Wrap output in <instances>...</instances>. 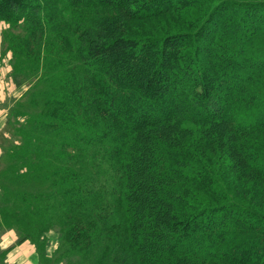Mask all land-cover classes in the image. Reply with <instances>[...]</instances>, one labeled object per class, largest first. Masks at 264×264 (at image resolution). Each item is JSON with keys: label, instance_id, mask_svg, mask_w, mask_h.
Returning <instances> with one entry per match:
<instances>
[{"label": "trees", "instance_id": "obj_1", "mask_svg": "<svg viewBox=\"0 0 264 264\" xmlns=\"http://www.w3.org/2000/svg\"><path fill=\"white\" fill-rule=\"evenodd\" d=\"M2 22L31 87L1 226L62 210L64 264H264V0H0Z\"/></svg>", "mask_w": 264, "mask_h": 264}, {"label": "rangeland", "instance_id": "obj_2", "mask_svg": "<svg viewBox=\"0 0 264 264\" xmlns=\"http://www.w3.org/2000/svg\"><path fill=\"white\" fill-rule=\"evenodd\" d=\"M179 18H187L183 13L181 16L176 14H167L162 18L147 20V21H129L128 24L132 29L134 34H151L152 32H163V31H178L181 29L187 28V25L179 20ZM5 30H11L16 33L21 31V27L9 28V24L4 22L0 23V90L4 92L7 89V92H11L15 99L12 100V106L9 110V135H6V148H9L11 145L19 142L16 137V129L22 124H26V117L16 115V117L12 116L11 109L15 104L18 106L21 103L28 105V97L27 92L31 86L27 85V78L23 76L24 74L19 73L17 76L14 73L13 65L14 61H12V53L9 50H6L8 47V43H5L6 34H4ZM6 50V51H5ZM40 71L39 73H41ZM35 83V81H33ZM17 108V106H16ZM14 109V112L16 110ZM16 113V112H15ZM18 119V122L16 120ZM202 129H197L196 136H201ZM258 139L264 140V134L258 133ZM229 161V160H228ZM10 157L8 161V157L6 158V162L2 163V159L0 161V183L7 182L8 174L2 172L5 168L6 164H10ZM222 166L225 167L226 164L222 162ZM21 171H26V168H20ZM229 172L225 175L228 177H224V173L222 174L223 181L225 184L229 183L232 177L236 178V174L228 170ZM238 177V176H237ZM243 178V177H242ZM243 182L245 180H238L236 183V187H243ZM259 188L258 190L264 191V185L259 183L256 186ZM247 189H251V185ZM210 194H204V196H209ZM3 200V192L0 189V201ZM1 204V203H0ZM62 210L56 211L53 219H56L55 224L52 226L50 230L46 233L40 235L39 233L32 234L31 237L21 240V236L23 235L22 231L16 227H3L0 225V264H64L66 257L68 255H63L65 252L66 246L64 245L63 238L60 232V222L62 219ZM33 232V231H32ZM34 233V232H33ZM7 250V251H6ZM6 251V252H5ZM5 252V253H4ZM22 256H25L22 258ZM71 259L76 263L80 264L81 259L79 255H71Z\"/></svg>", "mask_w": 264, "mask_h": 264}, {"label": "crops", "instance_id": "obj_3", "mask_svg": "<svg viewBox=\"0 0 264 264\" xmlns=\"http://www.w3.org/2000/svg\"><path fill=\"white\" fill-rule=\"evenodd\" d=\"M11 92H7V89L2 92L0 90V161L4 155L6 149V135L9 131V110L12 106V100L15 99ZM25 256H22L24 258ZM30 264H32L30 262Z\"/></svg>", "mask_w": 264, "mask_h": 264}]
</instances>
